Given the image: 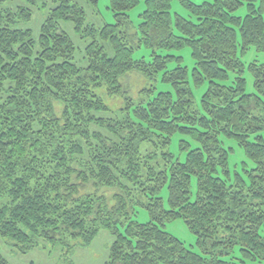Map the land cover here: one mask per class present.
Masks as SVG:
<instances>
[{"label":"trees","instance_id":"1","mask_svg":"<svg viewBox=\"0 0 264 264\" xmlns=\"http://www.w3.org/2000/svg\"><path fill=\"white\" fill-rule=\"evenodd\" d=\"M12 1L0 0V241L71 252L109 230L105 264H264V62L243 61L264 55V0H178L188 18L175 0H109L115 22L100 27L86 8L99 0ZM185 49L192 70L174 54ZM132 72L166 90L114 112L98 91L124 95ZM236 148L246 160L232 166ZM177 220L198 251L166 230Z\"/></svg>","mask_w":264,"mask_h":264},{"label":"rangeland","instance_id":"2","mask_svg":"<svg viewBox=\"0 0 264 264\" xmlns=\"http://www.w3.org/2000/svg\"><path fill=\"white\" fill-rule=\"evenodd\" d=\"M194 3L201 4L207 0H191ZM19 4H25L24 0H14L11 3L7 4L8 7H15ZM39 11L35 10V19L32 25L34 30H38L42 23L44 22L47 13L45 7L42 4L39 5ZM88 9L89 19L88 21L96 24L98 27L102 26L105 23H114L115 18L112 11L109 9V0H99V5L97 10L94 9L91 11L89 7ZM145 10V4L143 1L130 12L131 20L135 25H138L140 22L139 15L143 13ZM172 13L182 15L184 17H189V13L182 7L178 0H175L172 4ZM245 10L243 9L240 12V15H244ZM65 29L74 39L76 46L81 48L82 45H85L82 40H80L75 33L73 26L71 24H65ZM36 35H39V31L36 32ZM151 50L148 49H139L136 53V58L146 57L149 58ZM175 55H179L183 57V64L187 66L190 70L193 68L194 61L191 58V52L189 49H185L182 51H174ZM246 64H250L253 61H258L260 63L264 62V55L257 54L254 50L250 51L248 55L243 60ZM175 66L171 65V68ZM248 80V92H252L253 89V79L251 76L247 75ZM124 95L116 96V97H107L105 90L98 91V94L106 100L108 106L114 112H118L125 101V98H131L133 100L139 101L143 98L142 92L150 88L151 85L155 84L159 90H166L165 86H162L160 83L156 81H150L147 78H144L141 74L132 72L128 75L124 76L121 80ZM204 88L202 90L196 91L197 98L201 96ZM178 138L175 139L172 145V152L176 155L179 153ZM236 153L231 157L232 166L243 160H246L245 154L243 150L236 148ZM185 156L182 155V159ZM114 190L102 189L100 190V194L107 196L108 199H111L114 195ZM165 198H167V193H164ZM135 219L140 223H147L150 221L151 217L144 210L138 209L136 211ZM166 230L182 242L186 244V246L193 248L198 251V247L196 245V237L191 233L188 229L187 225L182 220H177L173 222H168L166 224ZM262 235L264 236V230L262 231ZM9 243V244H8ZM113 243V236L109 230H101L97 238L94 240L92 245L88 248L76 247L71 252L67 246H53L51 244H47L42 242L39 246L34 249L28 251L27 253H21L16 247L12 246L10 242H6V240H1V251L3 256L11 263V264H105L109 258V250Z\"/></svg>","mask_w":264,"mask_h":264}]
</instances>
